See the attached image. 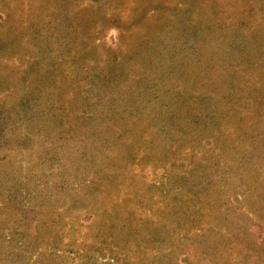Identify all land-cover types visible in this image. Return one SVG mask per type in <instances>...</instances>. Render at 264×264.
Returning a JSON list of instances; mask_svg holds the SVG:
<instances>
[{
  "label": "rangeland",
  "instance_id": "1",
  "mask_svg": "<svg viewBox=\"0 0 264 264\" xmlns=\"http://www.w3.org/2000/svg\"><path fill=\"white\" fill-rule=\"evenodd\" d=\"M0 264H264V0H0Z\"/></svg>",
  "mask_w": 264,
  "mask_h": 264
}]
</instances>
